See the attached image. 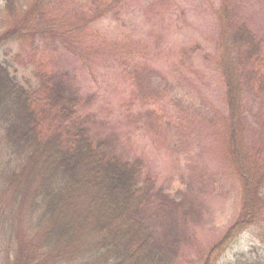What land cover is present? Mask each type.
I'll use <instances>...</instances> for the list:
<instances>
[{
    "label": "rangeland",
    "instance_id": "rangeland-1",
    "mask_svg": "<svg viewBox=\"0 0 264 264\" xmlns=\"http://www.w3.org/2000/svg\"><path fill=\"white\" fill-rule=\"evenodd\" d=\"M48 8L46 23L1 46L0 61L25 87L35 88L39 74L63 79L91 135L124 161H143L138 184L153 182L141 210L148 233L177 248L176 264H201L240 208L214 65L216 11L264 45V0H52ZM2 9L0 0V20ZM250 64L241 73L238 144L264 161V55ZM258 231L243 230L214 264L238 257L264 264Z\"/></svg>",
    "mask_w": 264,
    "mask_h": 264
},
{
    "label": "trees",
    "instance_id": "trees-1",
    "mask_svg": "<svg viewBox=\"0 0 264 264\" xmlns=\"http://www.w3.org/2000/svg\"><path fill=\"white\" fill-rule=\"evenodd\" d=\"M51 2L3 0L0 48L43 21ZM216 15L214 65L225 87L240 208L201 264H214L247 228L258 227L264 250V161H252L238 144L245 129L241 73L264 55V45L248 26L233 25L224 10ZM62 80L39 74L35 88L25 87L0 61V211H8L0 212L1 264H176L177 248L157 242L141 218L153 187L149 178L138 184L143 161H124L93 137L86 118L78 117V95ZM27 229L34 237L20 240L16 235ZM232 264L260 263L238 257Z\"/></svg>",
    "mask_w": 264,
    "mask_h": 264
}]
</instances>
